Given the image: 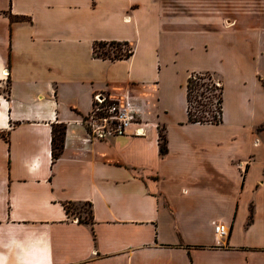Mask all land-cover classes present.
<instances>
[{
	"label": "crops",
	"instance_id": "0c3cea01",
	"mask_svg": "<svg viewBox=\"0 0 264 264\" xmlns=\"http://www.w3.org/2000/svg\"><path fill=\"white\" fill-rule=\"evenodd\" d=\"M194 48L232 63L231 120L187 121ZM97 93L145 135L90 138ZM0 264H264V0H0Z\"/></svg>",
	"mask_w": 264,
	"mask_h": 264
},
{
	"label": "trees",
	"instance_id": "16d2710c",
	"mask_svg": "<svg viewBox=\"0 0 264 264\" xmlns=\"http://www.w3.org/2000/svg\"><path fill=\"white\" fill-rule=\"evenodd\" d=\"M122 45L126 46V49L123 52L119 51H112V54L108 52H103L98 54L95 50L96 47H102L105 48V46L112 48V46ZM109 50V49H108ZM132 48L128 45L126 42H98L93 46V54H95L98 57H106L111 60L115 59H121V58H127L132 53ZM193 79H197L196 82H194V86L196 89H203V91L199 94L201 96H204L208 103L214 107L215 114L211 116H207L208 110L206 109H198L196 112H192L190 108V92L192 89V83ZM194 87V88H195ZM222 91L223 86L221 81H215L212 78V73L203 72L202 76L196 77L194 73L190 74L189 77L186 80V100H187V108H186V114H187V121L189 123H219L221 121V115H222ZM207 103V104H208ZM63 137H64V128L62 125L53 126L52 128V137H51V145H52V158H56L61 154L62 148H63ZM167 151L166 148V138L163 134V129H159V152L160 154H165ZM89 208V204H85ZM70 204L66 205V211L70 212ZM251 218H249L250 221ZM78 221L83 222L85 224L91 223V214L90 210L88 211V216L86 219L78 218ZM248 221V222H249Z\"/></svg>",
	"mask_w": 264,
	"mask_h": 264
},
{
	"label": "built area",
	"instance_id": "2783aa9c",
	"mask_svg": "<svg viewBox=\"0 0 264 264\" xmlns=\"http://www.w3.org/2000/svg\"><path fill=\"white\" fill-rule=\"evenodd\" d=\"M139 113V107L128 93L117 97L97 93L93 96L91 110L83 119V123L92 139L125 135L131 125L134 126L131 133L133 136H144L145 129ZM214 233L217 237L224 238L228 235V228L217 224L214 226Z\"/></svg>",
	"mask_w": 264,
	"mask_h": 264
},
{
	"label": "rangeland",
	"instance_id": "374dc122",
	"mask_svg": "<svg viewBox=\"0 0 264 264\" xmlns=\"http://www.w3.org/2000/svg\"><path fill=\"white\" fill-rule=\"evenodd\" d=\"M109 49V50H108ZM126 49V46L117 45L112 46V48L105 46V48L102 47H96L95 50L98 54L103 52H108L112 54V51H119L123 52ZM226 51V50H224ZM190 64L194 65L198 68H204L208 69L210 73H212V78L215 81H221L223 85V91H222V111L227 112L228 120H231L233 118V107H232V90L233 82L235 80V72L232 63L227 58H221L220 56L216 55L215 50L209 49V48H194L190 51ZM187 58V57H185ZM187 60V59H186ZM208 72V73H209ZM196 77L202 76V73H194ZM197 79H193L192 83V89L190 92L189 100H190V108L192 112H196L198 109H206L208 110L207 116H211L215 114L214 107H212L207 99L204 96L199 95L203 89H196L194 86V82H196ZM195 87V88H194ZM208 103V104H207ZM70 211L75 216L86 219L88 216L89 208L85 204H73L70 206Z\"/></svg>",
	"mask_w": 264,
	"mask_h": 264
}]
</instances>
